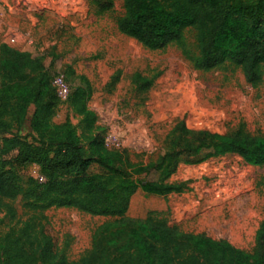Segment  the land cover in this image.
<instances>
[{
    "label": "trees",
    "instance_id": "1",
    "mask_svg": "<svg viewBox=\"0 0 264 264\" xmlns=\"http://www.w3.org/2000/svg\"><path fill=\"white\" fill-rule=\"evenodd\" d=\"M110 8L112 0H96ZM118 30L150 50L183 44L184 32L195 31L197 53L188 57L196 70L211 71L225 63L239 67L253 86L264 81V0H123ZM49 50L34 55L0 43V226L7 229L2 264H101L93 250L70 261L47 230L46 211L74 208L92 216L124 218L140 190L168 196L190 189L189 182H169L180 165H198L225 155L264 166V136L243 125L220 134L174 122L158 156L146 163L106 146V128L89 109L88 81L76 83L75 72L46 64ZM69 88V101L80 117L82 141L68 120L55 123L53 110L62 103L55 81ZM137 91L147 95L155 78L135 73ZM31 132L22 134L29 112ZM86 144L89 150L85 149ZM38 166L41 176L28 174ZM7 168V169H6ZM21 202L23 213L16 207ZM104 264H264V219L252 252L205 233L184 232L150 219L136 221Z\"/></svg>",
    "mask_w": 264,
    "mask_h": 264
},
{
    "label": "rangeland",
    "instance_id": "2",
    "mask_svg": "<svg viewBox=\"0 0 264 264\" xmlns=\"http://www.w3.org/2000/svg\"><path fill=\"white\" fill-rule=\"evenodd\" d=\"M112 1V7L103 8L96 0H0V43L34 55L49 50L46 64L56 59L58 73L71 66L76 83L88 81L92 89L88 107L96 113L97 124L106 128V146L134 162L156 158L178 119L192 129L225 134L243 125L251 134L264 136V81L251 85L230 63L211 71L194 69L188 57L197 53L193 29L184 32L183 44L162 50L144 47L118 30L124 4ZM261 20L264 24V17ZM135 73L155 78L147 95L137 91ZM60 99L53 122L68 120L86 142L69 96ZM31 116L32 110L22 134L31 132ZM85 149L89 150L87 144ZM28 174L43 177L35 165L29 166ZM183 181L190 189L180 194L138 191L124 218L52 207L46 211L47 230L70 261L93 250L104 264L131 238L133 228L145 234L138 219L205 233L252 252L264 219V166L229 154L198 165H180L169 182ZM16 207L22 214L19 200ZM4 215L0 208V220ZM6 232L0 226V247ZM3 260L0 248V264Z\"/></svg>",
    "mask_w": 264,
    "mask_h": 264
},
{
    "label": "built area",
    "instance_id": "3",
    "mask_svg": "<svg viewBox=\"0 0 264 264\" xmlns=\"http://www.w3.org/2000/svg\"><path fill=\"white\" fill-rule=\"evenodd\" d=\"M55 84L57 86L58 94L60 95V97H63L64 99H66L67 96H69V88L64 82V80L61 77H59L56 79ZM40 179L41 181L45 180L44 177H41Z\"/></svg>",
    "mask_w": 264,
    "mask_h": 264
}]
</instances>
